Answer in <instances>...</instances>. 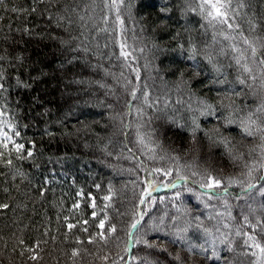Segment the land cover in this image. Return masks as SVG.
Here are the masks:
<instances>
[{
    "label": "trees",
    "instance_id": "obj_1",
    "mask_svg": "<svg viewBox=\"0 0 264 264\" xmlns=\"http://www.w3.org/2000/svg\"><path fill=\"white\" fill-rule=\"evenodd\" d=\"M220 2L0 0V264H264V0Z\"/></svg>",
    "mask_w": 264,
    "mask_h": 264
},
{
    "label": "snow or ice",
    "instance_id": "obj_2",
    "mask_svg": "<svg viewBox=\"0 0 264 264\" xmlns=\"http://www.w3.org/2000/svg\"><path fill=\"white\" fill-rule=\"evenodd\" d=\"M204 5H208V7L211 9L208 12V16L212 17L213 19H216L217 17H223L224 19L222 20V22H226L227 13L221 11V9L225 8V5L223 3H221L220 0H215V2H213V0H203L202 8H203ZM13 11H15V9H13ZM213 13H215V15ZM229 27H232V25L229 24ZM225 38L227 39L228 37H225ZM245 43H248V41L245 40ZM252 51H253V55H255V49L254 48H253ZM237 63H239V60L237 61ZM261 63L264 64V61H261ZM244 70L246 72H250L251 71V69H249L246 66H245V69ZM243 82L244 81L241 80V83H243ZM0 87H2V85H0ZM252 123H254V121ZM258 131L264 132V128L258 129ZM244 132L248 136H252L253 135V132L248 127H245L244 128ZM17 135H19V133H17ZM5 139L6 140L10 139L9 137H7V134H5ZM261 139L264 140V136H262ZM4 147H7V143H5ZM260 147H261V150L264 151V144H261ZM23 149H24V145L23 144H16L15 145V150L17 152H20ZM0 155H2V153H0ZM27 155L28 156H31L32 153L29 151L27 153ZM8 163L11 164V160H9ZM261 167H264V165H261ZM157 171H159V169H157ZM249 175H251V171H249ZM209 179H210V183L207 185V187H210L211 188L213 186H219V184H220V181L219 180H216L215 178H211V177ZM174 186L175 185H170V187H174ZM248 187L249 188H252V187H254V185L249 184ZM105 199H108V197H105ZM141 203H143V200L141 201ZM3 207H7V205H3ZM93 215H95V213H93ZM85 223H87V221H85ZM99 226L101 228H103V226H104V221L103 220L100 222V225ZM67 227H68L69 230H71L72 228L75 227V225L68 224ZM132 227L135 228L136 225L134 224ZM84 231H87V229H84ZM110 231L111 232H114L115 231V227L114 226L111 227ZM101 237L103 238V233H101ZM249 240H254V237H251L250 236L249 237ZM89 242H91V240ZM254 246L260 250L261 254H264V247H262L259 243H255ZM76 254L77 253L74 251L73 252V255H76ZM33 259H35V257H33Z\"/></svg>",
    "mask_w": 264,
    "mask_h": 264
},
{
    "label": "rangeland",
    "instance_id": "obj_3",
    "mask_svg": "<svg viewBox=\"0 0 264 264\" xmlns=\"http://www.w3.org/2000/svg\"><path fill=\"white\" fill-rule=\"evenodd\" d=\"M209 22L216 25V26H221L220 23L218 22L217 18L213 19L212 17L208 16ZM216 42V41H215ZM215 47V46H213Z\"/></svg>",
    "mask_w": 264,
    "mask_h": 264
}]
</instances>
